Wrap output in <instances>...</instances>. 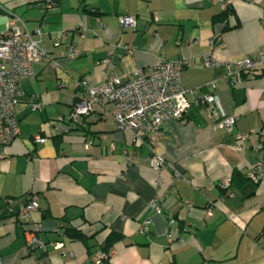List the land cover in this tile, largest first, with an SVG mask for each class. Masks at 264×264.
<instances>
[{"label": "crops", "instance_id": "1", "mask_svg": "<svg viewBox=\"0 0 264 264\" xmlns=\"http://www.w3.org/2000/svg\"><path fill=\"white\" fill-rule=\"evenodd\" d=\"M45 1L0 0L3 25L27 4L34 19L17 17L31 32L44 31L58 64L55 71L35 64V77L22 78L21 132L12 143L0 144L3 264H95L109 236L108 264H264V181L255 184L246 176L255 163L264 170V66L251 76L242 74L232 86L222 66L206 68L201 62L211 53L220 62L257 55L264 46V5L229 0L239 26L226 29L235 25V16L227 23L213 22L224 11L217 0H57L51 10L43 8ZM125 16L135 18L134 27H120ZM79 26L86 31L84 39L75 33ZM57 37L59 46L54 45ZM71 42L80 56L67 60ZM116 43L136 47L132 55L116 49L110 71L117 75L132 78L163 54L170 60L192 58L181 75L190 102L216 82L218 116L193 103L181 119L165 121L156 136L160 153L182 178L174 179L169 167L156 171L150 166L149 146L134 145L130 132L117 129L110 103L96 105L81 124L68 122L82 91L76 82L102 83L107 73L99 62ZM34 102L42 104L41 110L33 108ZM223 116L236 118L231 131L215 128ZM59 117L65 122L57 127ZM238 134L251 137L240 142ZM36 135L46 141L36 143ZM126 147L130 163L122 155ZM225 180L229 191L220 188ZM33 193L39 195V209L30 221L47 244L35 256L26 244V224L9 211H18ZM159 196L160 214L149 207ZM70 225L83 228L88 240L67 238L62 248L51 247L61 241L55 229Z\"/></svg>", "mask_w": 264, "mask_h": 264}, {"label": "built area", "instance_id": "2", "mask_svg": "<svg viewBox=\"0 0 264 264\" xmlns=\"http://www.w3.org/2000/svg\"><path fill=\"white\" fill-rule=\"evenodd\" d=\"M57 0H46L43 3L45 10L54 8ZM226 9L229 0H217ZM264 5V0H256ZM121 28L135 26L133 16H125L119 19ZM75 33L80 38L86 37V31L82 26L76 28ZM65 35V32H63ZM44 31L39 28L31 32L24 21L17 16L6 19L4 30L0 32V144L12 143L20 134V121L18 118V105L24 90L21 83L23 77H35V64L48 65L55 71L58 64L45 45ZM61 38L54 39V45L59 46ZM116 49H121L125 55H132L136 47L129 44L119 45L116 43L109 50L108 56L99 63L104 66L107 78L98 85H91L87 80L81 79L76 82L77 88L82 89L76 96V101L72 105L68 122L71 124H81L84 117L89 115L94 107L102 102L110 103L113 106L115 124L118 130L127 131L132 134L134 145L146 143L150 148V166L156 171H162L169 167L173 170L174 179L183 177V174L172 164L168 163L160 153L156 143V136L167 120L181 119L191 108L192 104L205 105L213 110L214 115L220 114L219 98L216 94V82L207 85V91L201 93L193 102L188 99L189 91L181 84V75L184 70L192 66V58H182L178 60L167 59L163 54L159 55L156 63L149 68L136 70L132 73V78L127 74L117 75L110 71L114 65L112 58ZM65 56L68 59H75L80 56L74 42L67 45ZM202 65L206 68L222 66L225 76L232 86L239 84L242 74L253 75L264 66V46L258 50L255 56H245L237 62H220L211 53L202 56ZM35 110H41L42 104L34 102ZM65 122L64 117L56 120V126L60 127ZM236 123L234 116H223L220 118L215 128L218 130L231 131ZM250 134H238V140L244 142L249 139ZM36 143L46 141L45 137L36 135ZM89 141L86 147L91 146ZM122 155L127 163L132 160L128 148H123ZM253 183L258 184L264 181V170L259 163H255L246 175ZM124 178V175L121 176ZM230 181L225 180L220 183V188L229 191ZM39 195L31 194L26 203L19 207L17 217L26 224V244L32 256L36 252L46 250L47 244L40 237V228L30 221L31 214L39 209ZM162 197H157L149 203V207L158 214L162 212ZM212 206L209 207L208 214H211ZM150 220L144 222L140 230H145V226ZM173 224L174 219H170ZM61 241L50 244L51 247L59 249L63 247V242L67 239L63 228L55 229ZM70 258L74 255L69 253ZM112 250L100 254L95 264H103L110 260ZM0 264H3L0 254Z\"/></svg>", "mask_w": 264, "mask_h": 264}, {"label": "trees", "instance_id": "3", "mask_svg": "<svg viewBox=\"0 0 264 264\" xmlns=\"http://www.w3.org/2000/svg\"><path fill=\"white\" fill-rule=\"evenodd\" d=\"M84 10L86 12H90L91 13V10L88 9L87 6L84 7ZM231 16L234 17L235 13H234L233 9L231 8V6L228 5V7L226 9H224V11H222L221 13H219V14L214 16L213 22H225V23H227ZM235 20H236L235 25L233 27L226 26V29H231V28H234V27H238L239 26V20L236 18V16H235ZM235 182H236L235 179L232 178V183H235ZM236 185L239 186L237 183H236ZM9 211H10L11 217H16L18 215V211L15 210L14 208L10 209ZM63 231H64V234L69 239H77V240H82L84 242H86L88 240V237H87L88 233L85 232V230L83 228H80L79 226L70 225V226L64 228ZM112 244H113V241L111 240V238L109 236L107 238V240L105 241V243H104V251L108 252L110 250ZM40 251L41 250H39L37 252H40ZM106 263L108 264L109 261H107Z\"/></svg>", "mask_w": 264, "mask_h": 264}, {"label": "rangeland", "instance_id": "4", "mask_svg": "<svg viewBox=\"0 0 264 264\" xmlns=\"http://www.w3.org/2000/svg\"><path fill=\"white\" fill-rule=\"evenodd\" d=\"M16 16H24L25 19L27 20H33L32 17L28 11V7H27V4H24L23 6H20V7H17L16 8V13H15ZM4 30V25L3 23H0V32ZM68 60V58H65ZM69 115L68 114V117L69 118Z\"/></svg>", "mask_w": 264, "mask_h": 264}]
</instances>
